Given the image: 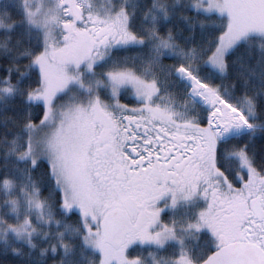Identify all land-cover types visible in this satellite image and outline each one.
Masks as SVG:
<instances>
[{"label": "snow or ice", "instance_id": "1", "mask_svg": "<svg viewBox=\"0 0 264 264\" xmlns=\"http://www.w3.org/2000/svg\"><path fill=\"white\" fill-rule=\"evenodd\" d=\"M0 264H264V0H0Z\"/></svg>", "mask_w": 264, "mask_h": 264}]
</instances>
